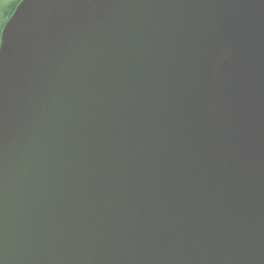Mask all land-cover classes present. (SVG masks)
<instances>
[{"label":"water","instance_id":"95a60500","mask_svg":"<svg viewBox=\"0 0 264 264\" xmlns=\"http://www.w3.org/2000/svg\"><path fill=\"white\" fill-rule=\"evenodd\" d=\"M0 39V264H264V0H21Z\"/></svg>","mask_w":264,"mask_h":264},{"label":"trees","instance_id":"16d2710c","mask_svg":"<svg viewBox=\"0 0 264 264\" xmlns=\"http://www.w3.org/2000/svg\"><path fill=\"white\" fill-rule=\"evenodd\" d=\"M21 0H10L7 5L2 6V11L0 10V14H2L1 21H0V36L2 29L5 23L8 21L10 16L13 14L14 10L16 9L18 3Z\"/></svg>","mask_w":264,"mask_h":264},{"label":"rangeland","instance_id":"374dc122","mask_svg":"<svg viewBox=\"0 0 264 264\" xmlns=\"http://www.w3.org/2000/svg\"><path fill=\"white\" fill-rule=\"evenodd\" d=\"M10 0H0V10L2 11V6L7 5ZM2 14H0V21H1Z\"/></svg>","mask_w":264,"mask_h":264},{"label":"snow or ice","instance_id":"6c2138e0","mask_svg":"<svg viewBox=\"0 0 264 264\" xmlns=\"http://www.w3.org/2000/svg\"><path fill=\"white\" fill-rule=\"evenodd\" d=\"M3 45V39H0V47Z\"/></svg>","mask_w":264,"mask_h":264}]
</instances>
